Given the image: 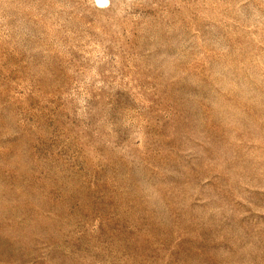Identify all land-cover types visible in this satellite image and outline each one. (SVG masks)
<instances>
[{
    "label": "rangeland",
    "instance_id": "rangeland-1",
    "mask_svg": "<svg viewBox=\"0 0 264 264\" xmlns=\"http://www.w3.org/2000/svg\"><path fill=\"white\" fill-rule=\"evenodd\" d=\"M0 264H264V0H0Z\"/></svg>",
    "mask_w": 264,
    "mask_h": 264
},
{
    "label": "clouds",
    "instance_id": "clouds-1",
    "mask_svg": "<svg viewBox=\"0 0 264 264\" xmlns=\"http://www.w3.org/2000/svg\"><path fill=\"white\" fill-rule=\"evenodd\" d=\"M96 3L101 6V7H104L107 5L108 3V0H96Z\"/></svg>",
    "mask_w": 264,
    "mask_h": 264
}]
</instances>
